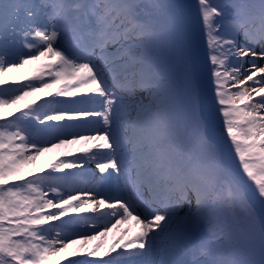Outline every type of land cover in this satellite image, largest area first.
Segmentation results:
<instances>
[{
    "label": "snow or ice",
    "instance_id": "6c2138e0",
    "mask_svg": "<svg viewBox=\"0 0 264 264\" xmlns=\"http://www.w3.org/2000/svg\"><path fill=\"white\" fill-rule=\"evenodd\" d=\"M198 5L211 95L182 5L0 0V264H264V0ZM177 43L179 81L157 60ZM131 221L134 235L89 247Z\"/></svg>",
    "mask_w": 264,
    "mask_h": 264
},
{
    "label": "rangeland",
    "instance_id": "374dc122",
    "mask_svg": "<svg viewBox=\"0 0 264 264\" xmlns=\"http://www.w3.org/2000/svg\"><path fill=\"white\" fill-rule=\"evenodd\" d=\"M170 3L174 4H179L183 6V10L186 14V19H187V36L190 44L194 45L196 54H197V63L199 67V72L197 75V91L198 92H203L205 95H211L212 92L211 90L214 88L213 80L214 78L211 77L210 74V69H211V63L210 60L207 57V44H206V37L203 32V27L200 21L199 17V5H198V0H169ZM232 0H215V3L219 4H227L231 3ZM157 60L161 63H168L172 66L174 75L176 79L179 81L180 80V75L182 71V63H181V49H180V44L177 43L175 45L174 50L169 49V48H163L157 53ZM261 65L264 66V61H261ZM27 71V70H25ZM41 97H43L42 93L37 94ZM33 99H36L35 96L29 97L28 101L21 102L18 107L23 108V104L26 102H29ZM47 99V98H44ZM41 101H37L39 103ZM12 111H15V109H12ZM215 141L217 143V147L219 148L220 152L224 156V158L228 161L230 168L232 169L233 173L237 175L238 179H241L242 181L244 180L243 173L240 171V165L238 162V158L236 157L233 147L229 142V139L227 138L223 124L221 120H217L213 132ZM198 151H205L204 149L199 148V146H196ZM66 150L63 148L60 149H53L50 152H46L43 155H41L37 161V172L39 171L40 168L45 169V171H49L48 165L53 163L55 159L58 156H61L63 152ZM210 162V158H209ZM92 169L91 171H88L85 169L86 172L89 173V176L92 177V183L89 184L88 186L91 187L92 184H99L101 180V176L98 174V170L95 169V165H91ZM65 172H68L69 170H64ZM71 171H76L75 169ZM56 175H63L64 173L62 172H57L55 173ZM82 186V185H81ZM104 191H108L107 188L103 189ZM51 193H49V196L51 197ZM89 212L81 213L79 214L80 216H89ZM88 214V215H87ZM70 216H74L76 214L70 213ZM62 220H67L68 217H62ZM54 223H60L59 221H56ZM131 222H125L124 224H127ZM179 221L177 220L171 225V228L166 231L165 233L161 234V239L167 241L169 236L174 233ZM93 221H89V225L91 226ZM132 226L136 229L137 224L133 223ZM83 227V226H82ZM134 229V230H135ZM203 229V234L207 235V230L206 227L202 226ZM78 230V229H77ZM125 229L123 228H117L113 229L112 232L108 233L106 237H99L97 240L91 241L89 244V247H92V245H95L97 243L103 242V250L107 251L108 248L113 244V242L118 238V236H115V232L119 231L123 235H125ZM136 232L131 231L130 233H127V235H134ZM91 234V233H89ZM80 248L79 244H73L71 245V250H78ZM119 251V250H118ZM242 251V249H241ZM113 258L115 257V254H113ZM94 259V258H93ZM64 264V262H62Z\"/></svg>",
    "mask_w": 264,
    "mask_h": 264
},
{
    "label": "bare ground",
    "instance_id": "6f19581e",
    "mask_svg": "<svg viewBox=\"0 0 264 264\" xmlns=\"http://www.w3.org/2000/svg\"><path fill=\"white\" fill-rule=\"evenodd\" d=\"M92 166H86V170H88V171H91V168ZM73 194H75V192H73ZM87 212H89L88 214H89V216H92V215H94L93 213H91V211L90 210H88ZM87 214V215H88ZM114 222V221H113ZM93 223H95V221H93ZM133 223H136L135 221H131V224L130 223H127V224H122L121 226H120V228H123V229H128V228H131L132 229V231L134 232H137V231H139L140 230V225H138L137 224V227H136V229L132 226V224ZM135 229V230H134ZM101 230H103L102 228H101ZM113 234H115V236H118V237H120V236H122L123 234L122 233H120L119 231H117V232H115V233H113ZM133 235V234H132ZM128 236H131V234L130 235H128Z\"/></svg>",
    "mask_w": 264,
    "mask_h": 264
}]
</instances>
